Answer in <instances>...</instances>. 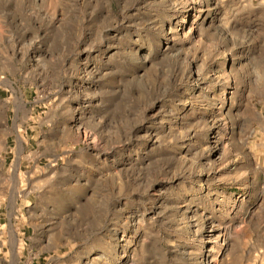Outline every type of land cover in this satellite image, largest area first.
I'll return each mask as SVG.
<instances>
[{
  "label": "rangeland",
  "instance_id": "rangeland-1",
  "mask_svg": "<svg viewBox=\"0 0 264 264\" xmlns=\"http://www.w3.org/2000/svg\"><path fill=\"white\" fill-rule=\"evenodd\" d=\"M208 260L264 264V0H0V264Z\"/></svg>",
  "mask_w": 264,
  "mask_h": 264
},
{
  "label": "bare ground",
  "instance_id": "bare-ground-1",
  "mask_svg": "<svg viewBox=\"0 0 264 264\" xmlns=\"http://www.w3.org/2000/svg\"><path fill=\"white\" fill-rule=\"evenodd\" d=\"M221 235H219L220 237ZM222 237L224 238V235L222 234ZM207 264H216V262H214L213 260H208L207 261Z\"/></svg>",
  "mask_w": 264,
  "mask_h": 264
}]
</instances>
